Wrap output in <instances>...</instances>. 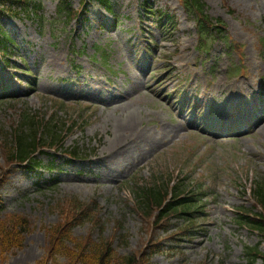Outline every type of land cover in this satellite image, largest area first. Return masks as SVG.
Returning <instances> with one entry per match:
<instances>
[{
  "label": "rangeland",
  "instance_id": "obj_1",
  "mask_svg": "<svg viewBox=\"0 0 264 264\" xmlns=\"http://www.w3.org/2000/svg\"><path fill=\"white\" fill-rule=\"evenodd\" d=\"M83 1L71 0L72 7ZM111 1L113 15L90 1L84 18L65 21L57 14L59 0H43V21H3L15 44L9 61L0 58V93H9L0 103L3 218L25 215L33 230L22 248L0 251V260L38 264L49 247L46 228L63 221L64 202L78 198L95 218L75 224L74 235L114 239L119 255L156 249L153 264H247L244 245L264 239L235 221L241 210L256 211L249 190L264 174V0H205L208 12L225 21L230 41L241 43V57L221 38L210 53H200L196 23L180 0H151L150 7L144 0ZM175 7L179 27L153 15ZM97 45L108 47V66L95 54ZM94 80L100 90L90 87ZM125 92L119 103L100 101ZM130 113L134 124L121 132ZM26 114L69 127L65 146L78 145L84 157L72 161L64 151H48L39 157L53 162L52 169L14 165L7 173L2 144L22 128ZM183 114L193 120H182ZM111 145L114 153L107 155ZM101 155L110 168L97 165ZM138 178L192 186L202 198L199 207L206 203L191 236L172 237L175 225L166 232L160 218L153 224L137 212L130 187ZM155 241L158 248L151 247Z\"/></svg>",
  "mask_w": 264,
  "mask_h": 264
},
{
  "label": "trees",
  "instance_id": "obj_2",
  "mask_svg": "<svg viewBox=\"0 0 264 264\" xmlns=\"http://www.w3.org/2000/svg\"><path fill=\"white\" fill-rule=\"evenodd\" d=\"M63 3L65 5L60 7V11H70L67 1H63ZM105 4L109 7V3ZM34 8L36 10L40 9V5L36 0H0V17L5 14L19 16L22 15V12L30 15ZM8 40V37L4 41L0 40V47L7 45L6 41ZM28 117L27 122H24V126H29L27 131L23 128L19 129L10 135L9 140L3 141L2 149L7 164L28 163L33 168L35 164L40 163L33 160L36 158L34 157L35 154L41 148L47 144L63 143L60 134L63 131L60 125L49 123V126H46L41 121L36 120L35 117ZM28 119L30 120L28 121ZM42 128H44L43 131ZM78 150V147H73L71 152L76 155ZM159 185L153 184L134 189L139 196L137 208L143 216L151 217L157 211L162 215L169 212L183 214L192 208L194 197L183 195L186 192L185 189H181L180 194L178 191L174 192L173 200L164 204L169 194V188H162L161 184ZM175 188L178 189V187ZM253 195L264 212V181L262 183L258 182L253 190ZM61 206L63 208L59 211L62 214L63 221L46 228L49 247L46 257L38 264H48L50 261L54 264H153L150 262V253L145 250L140 254L134 252V254L119 255L113 246L114 239L111 240L104 237V235L97 239L77 238L73 234L74 225L86 219H94L95 216H92L94 209L78 198L71 199L68 203L64 202ZM4 210L5 206L0 198V251L2 253L22 248L25 236L33 230V223L30 218L22 214L6 215L3 218ZM238 220L242 224H250L252 227L264 232V214L259 217H251L249 212H244ZM258 256L262 255L257 253L254 258ZM60 258H64L65 262L61 263ZM0 264L6 263L0 260Z\"/></svg>",
  "mask_w": 264,
  "mask_h": 264
},
{
  "label": "bare ground",
  "instance_id": "obj_3",
  "mask_svg": "<svg viewBox=\"0 0 264 264\" xmlns=\"http://www.w3.org/2000/svg\"><path fill=\"white\" fill-rule=\"evenodd\" d=\"M173 11L177 14L176 8H174ZM176 26L179 27L180 26V23L177 24ZM161 48L163 50H165L164 46H162V45H161ZM182 56H183V54L180 57H182ZM99 83L100 82L98 80H94L90 84V87L93 88L94 90H96V89H98V88H96V86ZM98 90H100V89H98ZM132 120H134V115L132 113H130V115H129V122H127L126 125H122L121 126V132H123V131L126 132L125 130H127V129L129 130L132 127V125L134 124ZM116 143H117V141H112V144H116ZM114 146H116V145H111L110 148H108L107 151L110 152V153L107 154V155H112L114 153V150H115V147ZM130 158H133V157L132 156L131 157L129 156L128 158L124 159L123 161H128V160L130 161L131 160ZM106 160H107V156L106 155L98 156L97 157V160H96L97 165H102V167L105 168V169L110 168V166L105 162ZM93 163H95V162H93Z\"/></svg>",
  "mask_w": 264,
  "mask_h": 264
}]
</instances>
